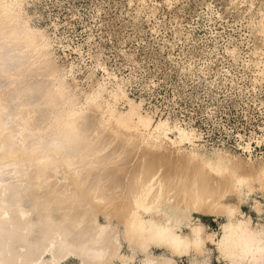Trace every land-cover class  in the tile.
I'll return each mask as SVG.
<instances>
[{"label":"bare ground","instance_id":"6f19581e","mask_svg":"<svg viewBox=\"0 0 264 264\" xmlns=\"http://www.w3.org/2000/svg\"><path fill=\"white\" fill-rule=\"evenodd\" d=\"M50 49L24 0H0V264H210V246L264 264V229L231 203L263 186L264 166L187 153L198 137L120 87L78 107ZM194 215L224 217L221 237Z\"/></svg>","mask_w":264,"mask_h":264},{"label":"rangeland","instance_id":"374dc122","mask_svg":"<svg viewBox=\"0 0 264 264\" xmlns=\"http://www.w3.org/2000/svg\"><path fill=\"white\" fill-rule=\"evenodd\" d=\"M24 17L50 42L78 107L98 84L120 87L154 120L198 137L187 153L264 166V0H24ZM249 190L231 203L264 229V184ZM198 218L221 237L224 217ZM209 249L210 264H226Z\"/></svg>","mask_w":264,"mask_h":264}]
</instances>
